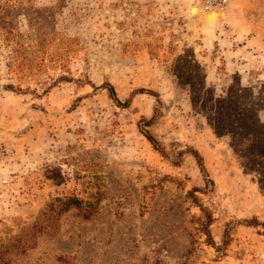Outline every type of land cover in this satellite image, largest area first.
<instances>
[{
	"label": "rangeland",
	"instance_id": "rangeland-1",
	"mask_svg": "<svg viewBox=\"0 0 264 264\" xmlns=\"http://www.w3.org/2000/svg\"><path fill=\"white\" fill-rule=\"evenodd\" d=\"M203 1L0 0L6 264H264V0Z\"/></svg>",
	"mask_w": 264,
	"mask_h": 264
},
{
	"label": "trees",
	"instance_id": "trees-1",
	"mask_svg": "<svg viewBox=\"0 0 264 264\" xmlns=\"http://www.w3.org/2000/svg\"><path fill=\"white\" fill-rule=\"evenodd\" d=\"M31 67L28 68V70L30 69ZM62 80H65V81H68L69 79L67 77H63ZM110 98L114 100L115 103L121 105V103L117 100L116 96H115V93L113 91L112 88H108L106 89ZM253 125L255 127H258L256 126V121H255V116H253ZM216 121V120H215ZM218 122V119L216 121V123ZM219 126V125H217ZM218 128V127H217ZM258 132H260V135H257L255 137V139L257 140V145H258V149H264V129H260V130H257ZM146 138L148 139V141L152 144L154 150H156L158 153H160L162 156H164V151L163 149L159 146V144L152 138L150 137L149 135H145ZM235 138V137H234ZM250 137H247V139L249 140ZM244 140L247 142L248 140H246L244 138ZM243 142V141H242ZM188 152L192 153L191 150H189ZM192 154L193 155V158L196 160V162L200 165L201 169H203V165H202V159L201 157L196 154V152H193ZM264 158V157H262ZM258 174L259 175H264V168L262 169H258ZM51 172H54V170H50L48 171L46 174H45V178L46 179H51V180H55L56 178L60 177V174L59 173H56L55 175H52ZM56 201H59V202H66L68 204H76L78 205L81 201L80 200H77L76 198L74 197H64L63 199H59L57 198ZM70 207H65V210H68ZM75 209L78 210L79 214L82 216L83 219H88L90 214H91V208H94V207H73ZM48 210L50 212H55V207H48ZM207 229V228H206ZM8 252L5 251L4 253H0V263H8L9 262V259H8Z\"/></svg>",
	"mask_w": 264,
	"mask_h": 264
},
{
	"label": "crops",
	"instance_id": "crops-1",
	"mask_svg": "<svg viewBox=\"0 0 264 264\" xmlns=\"http://www.w3.org/2000/svg\"><path fill=\"white\" fill-rule=\"evenodd\" d=\"M6 170L11 171L14 170L17 173H14L10 175V179L12 180V192H14L15 195L13 197L17 200V203H15V207H20L18 210H22L21 207H24V205L20 204L22 200H24V165L22 164H10L9 169L8 167ZM12 173V171L10 172ZM22 187V189H20ZM21 193H23L21 195Z\"/></svg>",
	"mask_w": 264,
	"mask_h": 264
},
{
	"label": "built area",
	"instance_id": "built-area-1",
	"mask_svg": "<svg viewBox=\"0 0 264 264\" xmlns=\"http://www.w3.org/2000/svg\"><path fill=\"white\" fill-rule=\"evenodd\" d=\"M203 3L206 8L218 9L222 8L225 5L226 0H204Z\"/></svg>",
	"mask_w": 264,
	"mask_h": 264
}]
</instances>
